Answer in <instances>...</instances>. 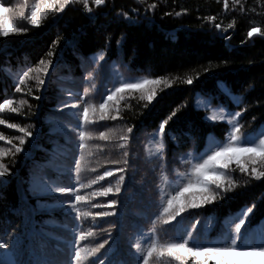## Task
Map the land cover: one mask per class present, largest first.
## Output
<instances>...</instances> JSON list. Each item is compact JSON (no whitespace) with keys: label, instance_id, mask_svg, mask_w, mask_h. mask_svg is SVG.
Instances as JSON below:
<instances>
[{"label":"trees","instance_id":"obj_1","mask_svg":"<svg viewBox=\"0 0 264 264\" xmlns=\"http://www.w3.org/2000/svg\"><path fill=\"white\" fill-rule=\"evenodd\" d=\"M37 3L0 0L12 10L4 23L27 28L0 37V103L11 99L18 109L0 112L6 121L0 125L6 137L0 140L5 153L0 163L8 168L0 177V243L9 244L0 249V264H144L145 256L148 264H181L168 255L170 244L189 239V246L230 247L240 219L246 223L238 243H264V176L257 175L264 172V158L259 152L255 163L247 159L252 153H231L239 163L233 160L228 169L217 165L224 189L215 202L186 209L175 221L164 211L169 199L195 184L194 168L207 159L208 141L244 147L232 141L229 128L238 127L243 142L264 126V0H228L227 9L224 0H105L100 6L87 0V7L84 0H74L63 11L59 5L42 9L40 25L33 26L29 17ZM254 27L260 33L248 37ZM159 78L168 83L157 86L152 102L141 100L140 90L125 89L124 99L110 102L117 119L97 122L91 109L116 87ZM189 78L192 84L186 83ZM84 107L90 108L87 124ZM207 107L231 115V125L209 120ZM169 117L161 133L159 125ZM7 123L33 133L25 137L22 152L15 147L23 133ZM80 131L88 134L84 149ZM101 131L107 140L100 139ZM106 169L114 175L80 187ZM120 175L125 181L118 185ZM109 184L120 186L121 193L92 195ZM74 185L72 194L54 191ZM196 192L198 187L185 197ZM76 194L85 200L75 201ZM112 199L118 201L115 208L92 206ZM69 203L76 208L69 210ZM106 210L116 214L95 217ZM105 240L108 244L94 252ZM181 255L193 264L188 254ZM195 259L202 264L205 258Z\"/></svg>","mask_w":264,"mask_h":264},{"label":"snow or ice","instance_id":"obj_2","mask_svg":"<svg viewBox=\"0 0 264 264\" xmlns=\"http://www.w3.org/2000/svg\"><path fill=\"white\" fill-rule=\"evenodd\" d=\"M74 0H39V3L35 5V10L32 11L31 16L29 17V22L33 26H39L41 22V17L44 15V12L42 9H55L57 5H59V10L63 11L65 5L69 3H73ZM236 3H239V0H235ZM85 6L87 7V0H84ZM95 5L100 6L105 3V0H94ZM154 7V6H153ZM224 8H228V0H224ZM12 10L8 7H5L3 4H0V37H8L11 33H21L26 32L27 28H17L15 27L11 21H9L7 24L4 23V21L7 19L8 14ZM89 12H91V8L88 9ZM21 16L24 15L23 12L20 13ZM177 15H180V13H177ZM209 20H214L215 17H208ZM215 27L219 30L221 29L220 24H216ZM232 25H229V28H231ZM254 33H260L259 28H252L248 33V37H252ZM261 35H264V33H260ZM58 44V42H57ZM49 55H53V53H49ZM103 59V58H102ZM43 64L44 61H41ZM49 64L52 63V61L48 62ZM44 71H47V66L45 67ZM28 76V72H24L23 76L20 78V82H24V77ZM46 81L44 79L39 80L40 85H45ZM167 81L163 78L159 79H151V80H140L139 82H129V83H122L120 87H116L114 91H112L110 94H107V98L104 100L103 103L99 104L98 109H91L94 113L98 114V121L97 122H103L105 120H116V115L110 114V102L115 100L117 103L119 100L124 99V97L121 95V93L127 89V90H140L142 93L140 99L141 100H147L148 102H152L154 97L157 95V86L161 84L167 85ZM186 83L192 84L193 81L191 78H189ZM148 85H151L152 87H146ZM16 91L20 92L21 89L17 86ZM37 100L41 99L40 96L35 97ZM26 103V101H21V104ZM64 107H68L66 104ZM72 108H76L77 105L73 104L71 105ZM5 110L11 112V113H17L18 109L16 107H13V101L11 99H5L3 103H0V112H4ZM89 107L83 108L82 113V121L83 123L87 124L89 123ZM173 116H175V112L172 113ZM242 115L241 112H236L235 116L239 117ZM169 119L164 120L159 125V131L161 133L165 132V125L169 123ZM223 119V117H221ZM6 121L4 119H0V125L5 124ZM7 127L11 129H18L20 133H23L22 136L17 137L19 140V145L15 147V152H22L23 151V145L25 144V137H32L33 133L31 131L26 130L24 127H20L16 123H7ZM128 133H132L134 131L133 128H128ZM240 129L237 127L235 128V131L232 133L231 139L232 141H240L241 137L236 135V132H239ZM88 134L84 131H80L79 133V139L81 141L79 147L80 149H84L85 145L83 141L85 140V137ZM100 139L107 140L108 136L105 134V132L101 131L99 133ZM128 137H124V139H127ZM6 137L3 134H0V140H5ZM259 152L261 154V157L264 158V139L259 140V144L256 145L255 143L244 146V147H236L233 144H225L224 146L217 147L215 151H212L211 155L207 156V159L203 161L202 164H197L194 168V172L197 175V180L195 184L189 183L187 184L181 191L177 193L176 196L172 197V199L168 200V206L164 209L166 213L169 214V218L172 221L176 220V217L179 216L181 213L185 212L186 209H197L203 206H207L208 204H211L215 202L216 197L218 195H221L222 193L219 191L221 189H224V185L220 182L223 173L217 169V165L220 166L221 169H228L230 162L235 160L237 163H239V157L236 155H230L231 153H252V156H249L247 159L255 163V154ZM4 149L0 148V157L4 155ZM125 156L128 155L127 152L124 153ZM82 158V157H81ZM76 170L79 172L80 165L79 162H76ZM117 171L123 173L124 169L120 168L117 169ZM241 172H244V167L240 168ZM253 173L256 172V169H252ZM6 174H8V168L0 163V177H4ZM114 175L113 170L106 169L102 175H97L95 180H92L89 185L81 184L80 187H90L91 184H96L99 181H104L106 177H112ZM258 176H264V172L258 173ZM125 181V176L120 175L117 181V184H121ZM215 185V191L211 189V186ZM194 187L199 188V192L192 193L191 198L185 197V193L191 192V190ZM75 185L71 188L67 187H58L55 188L54 191L56 193L60 194H72L74 191ZM122 191L120 186L115 187L113 189V186L109 184L107 187H100L96 192L92 193V195L97 197H108L110 194H120ZM226 191V189H225ZM85 200V197L79 194L75 195V201H83ZM118 205V201L116 199H112L107 202V204H100L96 203L92 206L94 208H115ZM69 210L75 209L76 205L74 203H69L68 205ZM252 208L247 209V213H251ZM116 213L114 211H99L95 213V217H108L110 215H115ZM246 215V214H245ZM246 220L240 219L239 223L235 224L234 228V236L232 237V246L230 247H215V246H204V247H196V246H189V239H184L180 243L170 244L168 246V255L169 256H175V259L180 261L181 264H189L188 258L186 256L181 255V253L188 254L189 257L193 259V264H197L196 259L198 257H204V261L202 264H208L209 260H212L215 262V264H264V243H261L260 245L256 246H249V245H241L238 243V240L240 238L242 226L245 225ZM189 237L191 236V233H188ZM83 238V237H81ZM105 244H108V241L105 240L104 243L100 244L98 248L94 249L93 251H99L100 248H104ZM137 248H139V245H136ZM9 244L8 243H0V249H8ZM152 249L150 248L148 251V256H151ZM75 258L79 260L80 253L79 251L75 252ZM144 264H148V257L145 256L144 258ZM100 264H104V261L101 260Z\"/></svg>","mask_w":264,"mask_h":264},{"label":"rangeland","instance_id":"obj_3","mask_svg":"<svg viewBox=\"0 0 264 264\" xmlns=\"http://www.w3.org/2000/svg\"><path fill=\"white\" fill-rule=\"evenodd\" d=\"M209 107H207L208 109ZM221 117H223V119H221ZM209 120H220V121H224L226 122L227 124H230L231 125V120H232V116L231 115H226L223 113V111L220 109V108H215V107H212V108H209V112H208V117H207ZM231 131L230 133V137L232 136V133H233V127L231 126L229 128V132ZM260 139H264V126L260 129L259 132H257V134H255L254 136H250L248 138H245L243 139V142H240L242 145L244 146H248V145H251L253 143H255L256 145L259 144V140ZM222 145H217V144H214L210 141L207 142V149H206V156L208 155H211L212 151H215L217 147H220Z\"/></svg>","mask_w":264,"mask_h":264}]
</instances>
